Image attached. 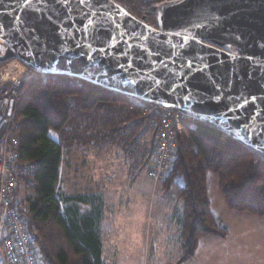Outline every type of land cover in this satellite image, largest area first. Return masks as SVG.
I'll return each mask as SVG.
<instances>
[{
    "label": "water",
    "instance_id": "obj_1",
    "mask_svg": "<svg viewBox=\"0 0 264 264\" xmlns=\"http://www.w3.org/2000/svg\"><path fill=\"white\" fill-rule=\"evenodd\" d=\"M157 25L114 0H0V63L174 107L264 158V0H180Z\"/></svg>",
    "mask_w": 264,
    "mask_h": 264
},
{
    "label": "trees",
    "instance_id": "obj_2",
    "mask_svg": "<svg viewBox=\"0 0 264 264\" xmlns=\"http://www.w3.org/2000/svg\"><path fill=\"white\" fill-rule=\"evenodd\" d=\"M114 1L134 16L155 25V6L178 0ZM6 63H0V67ZM146 107L147 102L134 95L59 75H50L47 83L29 84L20 96L16 112L19 158L22 162L35 161L37 169L23 179L15 194V204L26 219L43 263L104 264L102 241L91 221L81 223L62 211L59 182L63 146L50 132L66 134L75 116L88 118L104 108L122 123L123 119L132 121L105 135L111 139L135 132L137 142L141 137L139 129L146 125L152 130L151 153L155 149L157 128L151 126L152 118L146 114ZM195 122L196 128L185 125L179 133L169 170L162 180L164 189L174 190L183 205L182 257L178 264L195 258L202 239L224 237L227 233L209 208V174L218 177L220 191L230 211L264 218V158L232 136ZM77 132L79 128L73 131ZM21 187H24L22 195L19 194Z\"/></svg>",
    "mask_w": 264,
    "mask_h": 264
},
{
    "label": "crops",
    "instance_id": "obj_3",
    "mask_svg": "<svg viewBox=\"0 0 264 264\" xmlns=\"http://www.w3.org/2000/svg\"><path fill=\"white\" fill-rule=\"evenodd\" d=\"M113 117L100 108L84 119L87 132L93 133V138L71 139L67 148L62 145L59 182L62 211L81 223L91 221L102 241L104 264H117L121 256L125 264H142V259L146 264L151 261L178 264L182 257L183 205L174 190L166 191L162 182L157 183L148 175L154 153H150L151 128L147 134L141 132L137 142L135 132L131 136L110 139L105 134L129 125L127 119L122 123L120 118ZM102 154L107 157L106 170ZM142 170L153 184L155 194L151 187L147 188L149 183L143 180ZM209 203L210 207V197ZM219 207L223 217L219 218L214 210L212 213L227 233L224 237L207 238L219 239L224 244L232 234L230 221L233 219L252 223L264 221V218L230 211L224 199ZM188 262L190 260L184 264Z\"/></svg>",
    "mask_w": 264,
    "mask_h": 264
},
{
    "label": "built area",
    "instance_id": "obj_4",
    "mask_svg": "<svg viewBox=\"0 0 264 264\" xmlns=\"http://www.w3.org/2000/svg\"><path fill=\"white\" fill-rule=\"evenodd\" d=\"M0 47H5L1 40ZM49 76L32 70L18 60L0 67V228L6 227L1 240L5 264H43L26 219L15 204V194L23 179L37 169L35 161L22 162L19 158L16 112L19 98L28 85L47 83ZM145 112L152 118L151 126L157 128L148 175L159 183L169 170L179 133L185 127L184 121L191 118L174 107L154 102H147Z\"/></svg>",
    "mask_w": 264,
    "mask_h": 264
},
{
    "label": "rangeland",
    "instance_id": "obj_5",
    "mask_svg": "<svg viewBox=\"0 0 264 264\" xmlns=\"http://www.w3.org/2000/svg\"><path fill=\"white\" fill-rule=\"evenodd\" d=\"M164 5H167V4L155 6L156 23L158 22V14ZM224 48H227L230 52H233V53L237 52L235 49L229 46L224 47ZM0 51L2 55L5 51V47H0ZM14 60H17V59H13L9 62H12ZM129 109H132V107H129ZM81 119L84 120L85 118L79 117L77 119L75 116L74 118L75 122L73 123L75 125L71 124L69 128L67 129V131H65L66 134H57L55 132H50V136L53 139L62 143L64 148H67L70 145L71 141L69 140L71 139L80 140V139H86L89 137L93 138L94 137L93 133L87 132L88 131L87 125H86L87 123H84ZM184 122L186 126H191L192 128L197 127L196 122L192 119H186ZM83 123L84 125H82ZM130 123L128 122V124ZM75 128H79V132L73 133ZM149 128L150 127L146 125L141 126L139 135L141 134V132H144L145 134H147L149 132ZM151 139H152V133H151ZM102 155L106 159L103 162V165H104L103 169L106 170L108 166L107 157L104 154ZM109 161L111 160L109 159ZM144 171L145 170H142V173H144ZM142 176L144 178L143 180L149 183V186H147V188L150 189L151 187V192H152L153 184L145 176V173ZM207 187H208V194H209L210 201H211V206L209 208L211 212L214 210L215 213L219 216V218H221L223 216L220 213L221 210L219 206H220L221 200L224 199V196L221 193L220 188H219L218 177L215 176L214 174H209L208 179H207ZM23 193H24V187H21L19 190V194L22 195ZM157 201H158V197L155 198L153 203L156 204ZM230 223H231L230 225L232 226L233 231H232L230 238H228V242L226 244L221 243L219 239H211V238L202 239V241L200 242V246L198 247L195 258L190 260V262H188L187 264H264V221L252 223V222H246L242 220L233 219L232 221H230ZM5 233H6V227L2 226L0 228V264H4V253L1 248V240L4 237ZM150 261H148L147 263H149ZM141 262L142 264H144L145 260L142 259ZM167 263L168 262H166L165 264ZM117 264H125L122 259V256L119 258V263ZM150 264H154V263L151 261Z\"/></svg>",
    "mask_w": 264,
    "mask_h": 264
},
{
    "label": "flooded vegetation",
    "instance_id": "obj_6",
    "mask_svg": "<svg viewBox=\"0 0 264 264\" xmlns=\"http://www.w3.org/2000/svg\"><path fill=\"white\" fill-rule=\"evenodd\" d=\"M143 20V19H142ZM147 23V22H146ZM148 24V23H147ZM149 25H151V26H153V27H155V28H157L158 27V25H157V23L155 24V25H152V24H149Z\"/></svg>",
    "mask_w": 264,
    "mask_h": 264
},
{
    "label": "bare ground",
    "instance_id": "obj_7",
    "mask_svg": "<svg viewBox=\"0 0 264 264\" xmlns=\"http://www.w3.org/2000/svg\"><path fill=\"white\" fill-rule=\"evenodd\" d=\"M0 40H1L2 42H4L2 38H0Z\"/></svg>",
    "mask_w": 264,
    "mask_h": 264
},
{
    "label": "snow or ice",
    "instance_id": "obj_8",
    "mask_svg": "<svg viewBox=\"0 0 264 264\" xmlns=\"http://www.w3.org/2000/svg\"><path fill=\"white\" fill-rule=\"evenodd\" d=\"M217 19H219V17H217ZM29 55H31V53H29Z\"/></svg>",
    "mask_w": 264,
    "mask_h": 264
}]
</instances>
